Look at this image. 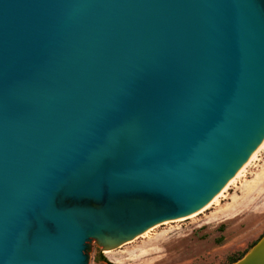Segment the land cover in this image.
Masks as SVG:
<instances>
[{
    "label": "water",
    "instance_id": "water-1",
    "mask_svg": "<svg viewBox=\"0 0 264 264\" xmlns=\"http://www.w3.org/2000/svg\"><path fill=\"white\" fill-rule=\"evenodd\" d=\"M263 139L264 0H0V264L181 220Z\"/></svg>",
    "mask_w": 264,
    "mask_h": 264
},
{
    "label": "rangeland",
    "instance_id": "rangeland-1",
    "mask_svg": "<svg viewBox=\"0 0 264 264\" xmlns=\"http://www.w3.org/2000/svg\"><path fill=\"white\" fill-rule=\"evenodd\" d=\"M153 227L109 253L91 242L87 264H232L264 233V146L217 202Z\"/></svg>",
    "mask_w": 264,
    "mask_h": 264
},
{
    "label": "bare ground",
    "instance_id": "bare-ground-1",
    "mask_svg": "<svg viewBox=\"0 0 264 264\" xmlns=\"http://www.w3.org/2000/svg\"><path fill=\"white\" fill-rule=\"evenodd\" d=\"M263 146H264V139L260 143V145L255 149V151L250 155L248 160L240 167V169L236 172V174L225 184V186H223V188L207 204H205L202 208H200L199 210H197L191 214H194V213H196L202 209H205L206 207L210 206L211 204L217 202L219 200V198L224 194V192L226 191L228 186L231 185L232 183H234L242 175V173L245 171L246 167L256 158V156L258 155L259 151L261 150V148ZM191 214H189V215H191ZM154 228L155 227H153L151 229H150V227L147 228L145 231H143L141 233V236H146V234L150 233V231L153 230ZM113 249H115V248H108L105 250V252L109 253Z\"/></svg>",
    "mask_w": 264,
    "mask_h": 264
},
{
    "label": "trees",
    "instance_id": "trees-1",
    "mask_svg": "<svg viewBox=\"0 0 264 264\" xmlns=\"http://www.w3.org/2000/svg\"><path fill=\"white\" fill-rule=\"evenodd\" d=\"M243 255H240L239 257H236L235 259H233L231 262H234V261H236V260H238L239 258H241ZM102 260H104V261H106L105 260V258L103 257V258H101ZM108 264H115V263H113V262H107Z\"/></svg>",
    "mask_w": 264,
    "mask_h": 264
}]
</instances>
